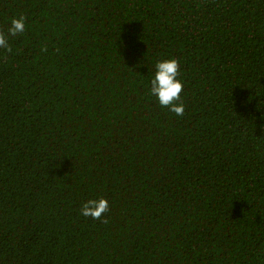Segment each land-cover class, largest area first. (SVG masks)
I'll return each mask as SVG.
<instances>
[{
	"label": "trees",
	"instance_id": "16d2710c",
	"mask_svg": "<svg viewBox=\"0 0 264 264\" xmlns=\"http://www.w3.org/2000/svg\"><path fill=\"white\" fill-rule=\"evenodd\" d=\"M21 16L0 264H264V0H0V33ZM169 58L182 116L149 96Z\"/></svg>",
	"mask_w": 264,
	"mask_h": 264
},
{
	"label": "clouds",
	"instance_id": "9594fccd",
	"mask_svg": "<svg viewBox=\"0 0 264 264\" xmlns=\"http://www.w3.org/2000/svg\"><path fill=\"white\" fill-rule=\"evenodd\" d=\"M25 31V17L13 18L8 34L0 33V49L11 51L9 39ZM180 76V62L175 58L160 59L154 62L150 77L149 96L155 97L162 108H167L177 116H182L185 105L181 98L183 83ZM109 211L108 201L104 198L89 199L83 203L80 214L83 217L101 219Z\"/></svg>",
	"mask_w": 264,
	"mask_h": 264
}]
</instances>
